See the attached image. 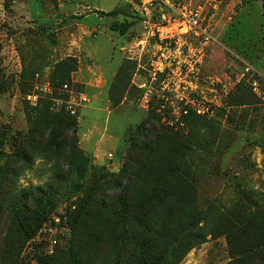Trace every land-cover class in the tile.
Masks as SVG:
<instances>
[{"label": "rangeland", "instance_id": "rangeland-1", "mask_svg": "<svg viewBox=\"0 0 264 264\" xmlns=\"http://www.w3.org/2000/svg\"><path fill=\"white\" fill-rule=\"evenodd\" d=\"M263 2L0 0V134L4 135L0 163L7 156L9 159L19 144L33 145L29 163L18 165L13 190L4 195L3 206L24 188L22 179L29 186H35L33 177L46 179L40 187L51 196L46 219L21 246L17 264H39L40 257L41 264H119V258L127 260L129 247L125 245L124 251L117 238L108 236L100 245L79 240L72 246L74 255L61 252L63 246H54L49 253L39 230L55 214L70 228L68 222L91 179L120 170L130 138L152 114L159 117L153 122L156 127H168L178 134L164 141L165 147H177L192 161L197 212L212 202L230 208L241 199L245 205L252 191L264 197ZM160 9L170 17L177 13L175 9H200L210 34L206 45L202 47L197 38L188 35L169 40L148 34L145 16ZM98 11L114 13L100 15ZM67 56L77 59L71 84L66 83V95H70L75 112H63L75 119L76 127L73 132L59 121L55 147L42 123L26 119L23 95L36 84L50 81L55 63ZM188 63L194 73L187 72ZM253 79L258 82L259 94L252 89ZM194 104L204 105L207 111L186 120ZM183 107L188 110L186 115L181 112ZM49 109L51 117L59 112L50 104ZM35 127L40 133L29 141L26 137ZM151 128L150 123L145 124L143 133H151L148 138L154 140ZM72 137L88 158L82 174L68 163ZM34 161L42 162L37 167ZM129 191L130 203L148 208L150 193L142 182ZM34 198H39L36 191ZM0 229L2 235L1 219ZM71 237L70 228L64 247ZM179 264H230L225 238L207 235Z\"/></svg>", "mask_w": 264, "mask_h": 264}, {"label": "trees", "instance_id": "trees-1", "mask_svg": "<svg viewBox=\"0 0 264 264\" xmlns=\"http://www.w3.org/2000/svg\"><path fill=\"white\" fill-rule=\"evenodd\" d=\"M98 13L110 15L114 11ZM76 69V57L67 56L55 63L49 79L55 86L70 85L71 73ZM26 105V119L29 123L43 124L44 132H49L51 145L57 146L59 121L75 131L76 122L72 116L63 111L50 116L47 100H41L36 106L27 102ZM191 115L201 117L190 112L186 120ZM157 120L159 117L152 114L141 122L139 133L130 138L126 159L117 173L104 172L91 179L79 199L71 223L68 222L71 241L61 252L72 254V246L79 240L100 245L108 236L117 238L124 251L125 245L129 247L126 252L128 262L119 258V264H179L192 248L211 235L225 238L230 264H264V197L252 191L248 200L245 199V205L241 199L235 200L230 208L217 207L212 202L205 210L197 212L192 161L187 160L188 154L177 147H165L164 141L178 134L168 127H156L153 122ZM147 123L152 126L154 140L148 138L151 133H143V126ZM38 133L40 131L35 127L26 139L33 141ZM3 138L4 135L0 134V146L4 145ZM72 138L68 163L77 174H82L88 158L77 148L75 137ZM32 149L30 142L19 144L11 157L8 159L7 156L0 163V219L3 226L2 235L0 229V264H17L21 246L37 232L46 219V205L51 204V196L40 186H29L19 188L8 206H3L4 195L13 190L19 163H29ZM2 155L1 150L0 160ZM137 182H142L145 191L150 193L146 197L148 208H137L135 203L128 201L129 189ZM113 190L118 193L110 195L108 192ZM34 191L39 193V198L33 199ZM38 261L41 264L43 257Z\"/></svg>", "mask_w": 264, "mask_h": 264}, {"label": "built area", "instance_id": "built-area-1", "mask_svg": "<svg viewBox=\"0 0 264 264\" xmlns=\"http://www.w3.org/2000/svg\"><path fill=\"white\" fill-rule=\"evenodd\" d=\"M174 8L173 5H170ZM176 14L172 17L168 16L161 11L157 14L150 12L145 16L144 23L147 28L148 34L152 36H158L160 39L172 38L179 39L183 36H193L197 38L202 45H206L210 38V34L207 32L201 19V10H181L175 9ZM179 10V11H178ZM185 61V60H184ZM187 63V62H186ZM194 67L192 64H187V72H192ZM249 68H246L248 71ZM252 89L255 93L259 94L258 82L253 79L251 81ZM69 91L68 85L62 84L55 86L51 81L45 80L25 93L23 98L25 102L32 106L39 104L41 100H47L50 104V108L56 111H64L74 114L73 102L70 95H66ZM197 115H204L207 109L202 104H194L190 109ZM183 115L188 113V110L183 107ZM42 239L48 243V252L51 253L54 246H64L69 238L70 228L66 221L55 214L53 217L44 222L41 229L39 230Z\"/></svg>", "mask_w": 264, "mask_h": 264}, {"label": "clouds", "instance_id": "clouds-1", "mask_svg": "<svg viewBox=\"0 0 264 264\" xmlns=\"http://www.w3.org/2000/svg\"><path fill=\"white\" fill-rule=\"evenodd\" d=\"M41 162L42 161H34V166H37L38 167ZM32 179H33V184L35 186H44V184L47 183V180L46 179L37 180L34 177ZM20 185L22 187H24V188H26V187L29 186L28 183H27V181H25L23 179L20 181Z\"/></svg>", "mask_w": 264, "mask_h": 264}]
</instances>
